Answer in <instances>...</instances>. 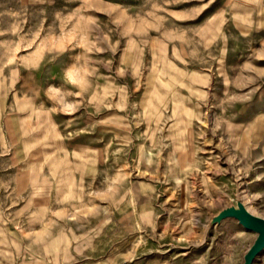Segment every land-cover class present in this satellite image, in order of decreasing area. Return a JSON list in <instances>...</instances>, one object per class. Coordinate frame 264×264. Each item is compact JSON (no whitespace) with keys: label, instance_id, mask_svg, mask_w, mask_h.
<instances>
[{"label":"rangeland","instance_id":"374dc122","mask_svg":"<svg viewBox=\"0 0 264 264\" xmlns=\"http://www.w3.org/2000/svg\"><path fill=\"white\" fill-rule=\"evenodd\" d=\"M233 209L264 217V0H0V264H242Z\"/></svg>","mask_w":264,"mask_h":264},{"label":"water","instance_id":"95a60500","mask_svg":"<svg viewBox=\"0 0 264 264\" xmlns=\"http://www.w3.org/2000/svg\"><path fill=\"white\" fill-rule=\"evenodd\" d=\"M231 212L245 228L257 232L252 245L244 254L243 264H252L255 256L264 247V217L254 215L244 209H233Z\"/></svg>","mask_w":264,"mask_h":264},{"label":"crops","instance_id":"0c3cea01","mask_svg":"<svg viewBox=\"0 0 264 264\" xmlns=\"http://www.w3.org/2000/svg\"><path fill=\"white\" fill-rule=\"evenodd\" d=\"M242 230H243V227H239V229H238V232H237V234H240L241 232H242ZM234 236V235H233ZM248 240V239H247ZM247 245L248 244H246V242H245V244H243L242 246H241V251L242 252H240L239 253V258H241V257H244V254L248 251V247H247ZM237 263H238V259H237ZM69 264H100V262L98 263V262H90V261H88V260H85V259H79V260H75V261H73V262H71V263H69ZM130 264H141V263H138V262H132V263H130ZM146 264H158V263H154V262H152V263H146ZM163 264V263H162ZM243 264V263H242ZM252 264H264V247L262 248V250L255 256V258L253 259V262H252Z\"/></svg>","mask_w":264,"mask_h":264}]
</instances>
